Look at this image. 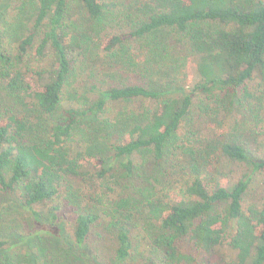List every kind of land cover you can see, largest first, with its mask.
<instances>
[{
    "label": "trees",
    "instance_id": "trees-1",
    "mask_svg": "<svg viewBox=\"0 0 264 264\" xmlns=\"http://www.w3.org/2000/svg\"><path fill=\"white\" fill-rule=\"evenodd\" d=\"M12 1L0 191L57 247L15 264H264V0H29L11 33ZM33 237L0 231V264Z\"/></svg>",
    "mask_w": 264,
    "mask_h": 264
},
{
    "label": "rangeland",
    "instance_id": "rangeland-1",
    "mask_svg": "<svg viewBox=\"0 0 264 264\" xmlns=\"http://www.w3.org/2000/svg\"><path fill=\"white\" fill-rule=\"evenodd\" d=\"M12 5L10 7H14L15 9L11 13H5L3 18V26L8 29L9 32H13L16 29V25L20 23H26L27 25H31L33 23V16L34 11L33 7L30 4L29 0H13ZM9 10V9H8ZM87 74L77 76L76 82H74V89L73 92H78L77 94L79 96L83 93V85L86 84ZM259 81H255L251 84L252 89L258 88ZM68 96V95H67ZM3 95L0 94V113L6 109V104L3 103ZM67 99V98H66ZM69 103L67 100L65 101V104ZM143 105H149V103H129L127 105H118L117 108H113L114 111H140L142 109ZM235 116V114H234ZM261 132L264 135V123L261 127ZM146 177V176H145ZM90 206L93 204L89 201ZM49 208L50 206L44 207H36V210L40 211L42 210V213L44 215L43 218H41V222H46L47 217L49 215ZM35 220L34 217L29 214V212H26L21 206V202L17 195L12 193L5 194L4 192L0 191V231L4 233L6 236L10 235H17V233H30L32 236H34L32 239H30L27 243L24 245H21L20 247H17L14 249V251L9 252L8 254L3 255V260L1 264H15L18 261H23V259H26V252L31 249L30 247L35 246L36 244H41V247L44 248L45 253L44 256L49 259L54 256L52 254L53 249L55 252L57 250L51 245V243L46 240L44 237L45 235L43 233H39V237H36L35 234L37 231H40L42 229V223ZM154 222L148 220L145 216L138 220V231L139 234L136 236V245H139L142 236L149 237L150 234L154 231ZM43 235V236H42ZM43 243V244H42ZM183 250L196 253L194 248L190 244L183 243L182 245ZM233 252L227 247H222V249L217 253V256L221 260H227L231 257V254ZM57 258L58 264H71L70 262L60 259V257ZM56 263V264H57Z\"/></svg>",
    "mask_w": 264,
    "mask_h": 264
}]
</instances>
